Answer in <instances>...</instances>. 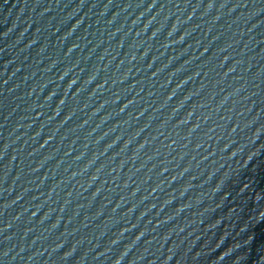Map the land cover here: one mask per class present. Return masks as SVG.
Instances as JSON below:
<instances>
[{"label": "water", "instance_id": "1", "mask_svg": "<svg viewBox=\"0 0 264 264\" xmlns=\"http://www.w3.org/2000/svg\"><path fill=\"white\" fill-rule=\"evenodd\" d=\"M0 264H264V0H0Z\"/></svg>", "mask_w": 264, "mask_h": 264}]
</instances>
